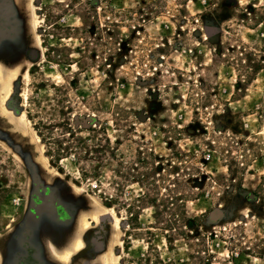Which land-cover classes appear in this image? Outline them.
Listing matches in <instances>:
<instances>
[{"label": "rangeland", "instance_id": "374dc122", "mask_svg": "<svg viewBox=\"0 0 264 264\" xmlns=\"http://www.w3.org/2000/svg\"><path fill=\"white\" fill-rule=\"evenodd\" d=\"M0 264H264V0H0Z\"/></svg>", "mask_w": 264, "mask_h": 264}, {"label": "bare ground", "instance_id": "6f19581e", "mask_svg": "<svg viewBox=\"0 0 264 264\" xmlns=\"http://www.w3.org/2000/svg\"><path fill=\"white\" fill-rule=\"evenodd\" d=\"M30 20L32 21V23L34 25L37 24V17L34 13H32L30 15ZM4 112L5 114L8 116V118H10L11 122L14 124V126L20 131V133H27L26 130L23 129L22 126H20V123L19 122H22V123H25L31 130V135H32V139L35 141V142H38L39 141V136L38 134L35 132V130L32 128V126L29 124V119L26 117V115L21 112V113H18V114H15L13 112L12 109H10L9 107H5L4 108ZM28 134V133H27ZM23 136V135H22ZM27 137V136H26ZM30 137V135H29Z\"/></svg>", "mask_w": 264, "mask_h": 264}]
</instances>
